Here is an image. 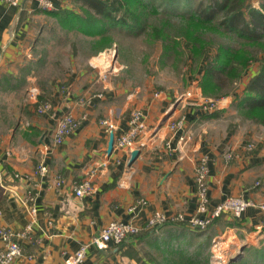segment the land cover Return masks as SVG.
I'll return each mask as SVG.
<instances>
[{
	"label": "crops",
	"instance_id": "crops-1",
	"mask_svg": "<svg viewBox=\"0 0 264 264\" xmlns=\"http://www.w3.org/2000/svg\"><path fill=\"white\" fill-rule=\"evenodd\" d=\"M52 2L56 10L72 6V0ZM50 19L37 0L17 6L0 0V229L24 230L27 206L36 210L27 236L17 238L22 253L7 264H64L82 244H87L83 264H230L244 246L264 249L263 135L225 126L198 101L181 105L175 94L128 83L111 48L84 57L73 52L63 72L60 67L45 72L36 50L43 29H52ZM103 70L106 77L99 74ZM30 86L40 91L37 101L51 103L49 111L36 112ZM134 108L143 111L146 129L126 148L107 153L110 134L115 138L126 130ZM66 112L77 125L52 143L56 120ZM180 115L183 127L170 130L169 122ZM244 141L254 142L255 149L243 151ZM228 144L241 151L230 162L222 155ZM203 156L207 213L229 195L253 203L238 217L222 212L204 228L184 221L145 228L155 210L168 216L206 214L196 210L195 166ZM92 168L94 191L76 196L77 182ZM139 198L146 204L138 207ZM112 220L134 221L140 229L120 244L96 246L92 239ZM4 244L0 236V249Z\"/></svg>",
	"mask_w": 264,
	"mask_h": 264
},
{
	"label": "trees",
	"instance_id": "trees-1",
	"mask_svg": "<svg viewBox=\"0 0 264 264\" xmlns=\"http://www.w3.org/2000/svg\"><path fill=\"white\" fill-rule=\"evenodd\" d=\"M252 1L209 0L203 11H184L179 9V0H72L70 8L45 11L63 30L76 31L91 39L94 53L113 46L111 31L137 35L147 28L149 38L160 39L165 51L171 46L176 48L180 41L164 29L167 24L171 25L173 15L178 16L183 23L178 36L183 38V46L189 51L187 57L191 61L195 58L201 61L199 86L202 94L213 97L224 95L226 92L222 93V78L231 84L243 80L246 75L249 81L244 86L239 106L242 105L247 117L264 124V11L252 6ZM261 4L264 7V0ZM201 6L202 4L199 5ZM159 14L163 15L164 20L159 19L157 24L156 20H150L151 15ZM214 18H219L217 24L214 23ZM204 28H216L221 33L237 35L244 44L234 47L232 44L218 43L210 51L211 48L207 45L212 43L207 44V40L202 37ZM245 45H252L253 48L247 49ZM253 59H258V64L251 67ZM247 254L251 256V260H244L243 264H264V249L251 247ZM187 264L199 263L188 260ZM230 264L237 263L231 260Z\"/></svg>",
	"mask_w": 264,
	"mask_h": 264
},
{
	"label": "rangeland",
	"instance_id": "rangeland-1",
	"mask_svg": "<svg viewBox=\"0 0 264 264\" xmlns=\"http://www.w3.org/2000/svg\"><path fill=\"white\" fill-rule=\"evenodd\" d=\"M208 1L179 0L178 6L180 10L184 11H203L207 7ZM261 2L262 0H253L251 3L258 10L264 11ZM200 4L203 7H199ZM213 9L212 7L211 10ZM51 18L49 24L52 29H43L42 35L38 37L39 45L36 50L39 58L44 60L41 68H44L45 72L54 67L64 68L62 70L63 72L73 52H77L79 56L89 54L90 52L94 53L91 46V39L76 31L63 30L56 24L54 18ZM159 19H163V15H151L150 17V20H156V24L159 22ZM170 22L171 25L167 24L164 31L171 34L172 37L176 36V40L180 41V45L176 48L171 46L167 51L163 49V43L160 39L151 40L149 38V34L146 33L148 28L145 31L142 30L137 35L125 31H111L114 37V43L110 47V57L112 54L117 56L116 65L119 66V73L126 78L128 83L145 87L149 86L155 92L175 94L174 96L178 98L176 99L177 103L181 105L198 101L200 106L209 113L208 116L212 115L214 119L221 121L225 126H234L240 133H244L245 128L252 129L264 137V124L247 117L241 108L242 105L239 106V99L245 91L244 86L249 81V79L247 80V76L244 75L243 80L240 79L231 84H228L229 82L222 78L224 82L222 93L226 92L224 95L219 97L203 95L199 86V78L202 71L201 61L199 62L198 58L191 61L187 57L189 51L183 46V38L178 36L183 24L178 16L173 15ZM217 22H219V18H214V23L217 24ZM239 23L242 22L239 21ZM221 25L224 26V24ZM202 37L207 40V44L212 43V45H207L211 48L210 51H213L215 45L218 43L232 44L234 47H238L240 43H243L241 41L242 38L239 36L234 34L230 35L228 32L221 33L216 28L202 29ZM171 43L173 44L172 40ZM245 46L246 48H253L252 45ZM256 64H258V59H253L250 62L251 67L256 66ZM198 90L200 94L196 97L195 93ZM248 143L252 144L251 150L245 149ZM229 148L232 149L233 155L231 158L226 159L224 153ZM254 149V142H243V151L252 152ZM240 152L239 147H236L234 144H228L223 150L222 155L226 162H230L239 157ZM249 201L251 202V200ZM261 246L264 247V244L261 243ZM251 247L254 246H244L241 255H238L239 251L237 252L236 255L238 256L235 259L237 264H243L242 262L244 260H251V256L247 254L248 249H251Z\"/></svg>",
	"mask_w": 264,
	"mask_h": 264
},
{
	"label": "built area",
	"instance_id": "built-area-1",
	"mask_svg": "<svg viewBox=\"0 0 264 264\" xmlns=\"http://www.w3.org/2000/svg\"><path fill=\"white\" fill-rule=\"evenodd\" d=\"M6 4L17 6L21 0H1ZM38 6L44 10H53L55 9L52 0H37ZM95 66V65H94ZM96 67V66H95ZM102 77L107 76V70H103L99 73ZM40 94V91L36 86H30L27 90V95L30 99H33L34 102L37 101V97ZM36 112L44 113L51 109V103L47 99H41L37 101ZM185 121V116L180 115L175 120L169 122V129L175 131L183 127ZM101 123L107 125V127H112V124L106 120H102ZM77 125V119L70 112L62 114L55 123V126L51 132L52 143H60L64 136L73 131ZM146 129L145 116L141 109L134 108L130 112L128 119V126L124 132L117 135L113 141V148L123 149L129 146L132 141L136 139L144 130ZM245 149L251 150L252 144L248 143L245 146ZM233 155L232 149L229 148L225 153L224 157L226 159L231 158ZM107 162L103 161L102 166H106ZM43 166H39V170H42ZM208 175V165L207 159L205 156L200 157L196 162L195 166V182L198 195L197 203V212H202L206 214L203 217L193 214L186 217L182 213H177L172 216H168L161 211L155 210L147 218L145 222V228L153 229L157 226H160L169 222H181L184 221L191 226H196L199 228L206 227L215 216L221 214L222 212H229L234 217L240 216L248 206L252 203L244 199L242 196L238 195H229L219 203H217L214 208L207 213L208 208V195H207V185L206 178ZM17 176V175H16ZM95 176V169L92 168L89 172L85 174L76 184L74 194L78 197H84L90 195L94 191L93 178ZM62 182V179L57 176L55 178V184L59 186ZM139 206L146 204L144 198H139L135 202ZM260 207L264 209V204H261ZM35 207L33 205L27 206V213L29 216V224L24 228V230L13 231L10 228L3 227L0 229V236L5 240L3 248L0 249V264H7L18 255L22 253V246L17 241L18 237H26L27 231L30 228L31 222L35 220ZM140 229V226L134 221L123 222L120 220H112L108 222L105 226L102 227L98 236L92 239V242L98 246L102 247L107 241L112 240L116 244H120L128 236L136 234ZM87 244H82L72 255L65 259L64 264H83V258L85 256V249Z\"/></svg>",
	"mask_w": 264,
	"mask_h": 264
},
{
	"label": "water",
	"instance_id": "water-1",
	"mask_svg": "<svg viewBox=\"0 0 264 264\" xmlns=\"http://www.w3.org/2000/svg\"><path fill=\"white\" fill-rule=\"evenodd\" d=\"M113 141H114V135L113 133L110 134V138H109V141H108V145H107V153H110L112 148H113ZM138 153V150L135 149V150H132L131 152V159L135 157V155Z\"/></svg>",
	"mask_w": 264,
	"mask_h": 264
},
{
	"label": "bare ground",
	"instance_id": "bare-ground-1",
	"mask_svg": "<svg viewBox=\"0 0 264 264\" xmlns=\"http://www.w3.org/2000/svg\"><path fill=\"white\" fill-rule=\"evenodd\" d=\"M102 57H103L102 55L97 56L98 61H100L102 59ZM101 63H103V62L101 61Z\"/></svg>",
	"mask_w": 264,
	"mask_h": 264
}]
</instances>
